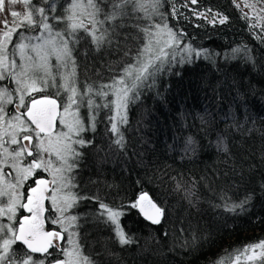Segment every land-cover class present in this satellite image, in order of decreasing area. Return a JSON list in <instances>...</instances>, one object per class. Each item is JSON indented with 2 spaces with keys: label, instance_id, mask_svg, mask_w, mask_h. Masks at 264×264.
Segmentation results:
<instances>
[{
  "label": "trees",
  "instance_id": "obj_1",
  "mask_svg": "<svg viewBox=\"0 0 264 264\" xmlns=\"http://www.w3.org/2000/svg\"><path fill=\"white\" fill-rule=\"evenodd\" d=\"M55 2L59 15L66 0ZM190 6L228 20L210 23ZM161 11L185 33L183 43L202 54L174 62L140 90L121 126L123 149L112 143L107 109L100 110L95 132L85 134L93 143L82 149L74 191L87 199L72 213L81 218V243L96 264H215L264 239V33L233 0H166ZM140 43L130 39L127 48L96 52L82 40L74 52L81 84L109 83ZM141 191L165 207L160 224L131 207ZM248 196L243 213L223 207ZM95 197L124 212L120 222L133 243L120 245L114 226L97 219Z\"/></svg>",
  "mask_w": 264,
  "mask_h": 264
},
{
  "label": "snow or ice",
  "instance_id": "obj_2",
  "mask_svg": "<svg viewBox=\"0 0 264 264\" xmlns=\"http://www.w3.org/2000/svg\"><path fill=\"white\" fill-rule=\"evenodd\" d=\"M165 2L66 0L57 15L55 0H0V264H96L81 243V218L72 213L87 199L74 191L82 149L93 143L85 134L95 132L100 110L107 109L112 113L109 130L116 137L112 143L123 149L121 126L128 123L129 105L140 98V90L154 85L174 62L202 54L183 43L182 30L169 25L161 11ZM245 6L257 20L251 27L264 32V0H245ZM171 15H178L174 3ZM194 15L206 18L203 12ZM216 15L210 22H216ZM227 20L221 15L219 23ZM130 39L142 43L109 83L81 84L74 52L82 40L101 52L127 48ZM94 199L99 201L97 219L114 226L119 244L133 243L120 222L124 212ZM250 199L223 207L243 213ZM131 207L153 224L165 217V207L145 191ZM215 264H264V239L233 249Z\"/></svg>",
  "mask_w": 264,
  "mask_h": 264
},
{
  "label": "rangeland",
  "instance_id": "obj_3",
  "mask_svg": "<svg viewBox=\"0 0 264 264\" xmlns=\"http://www.w3.org/2000/svg\"><path fill=\"white\" fill-rule=\"evenodd\" d=\"M233 2H234V4L236 6L239 5L238 8L241 10V12L243 14L244 13H247L248 14V16H249V19L248 20H249V22L251 24L257 23V20H256L255 16L253 15L252 10L250 8H248V7L245 6V0H233ZM248 2L249 3H252V2H254V0H248ZM258 7H259V5H258ZM16 8L18 10H23L22 9V6H20V5H17ZM191 8L193 9V7H191ZM208 10L209 9H204V10H202V9H193V12H196V13H201V12L206 13V18L205 17L198 16V15H195V16L201 17V18L205 19L206 21L210 22V21L213 20L214 14H218V13L215 12V11H208ZM220 16H221L220 14L219 15H216V17H215V21L216 22H219ZM2 19H4V16H0V20H2ZM8 19L11 20V17L9 16ZM210 23H213V22H210ZM257 28H259V27H257ZM11 108H10V110H11ZM82 112H86V110H82ZM29 184H32V181H30ZM48 227H49V229H51L52 227H56V226L48 225Z\"/></svg>",
  "mask_w": 264,
  "mask_h": 264
},
{
  "label": "water",
  "instance_id": "obj_4",
  "mask_svg": "<svg viewBox=\"0 0 264 264\" xmlns=\"http://www.w3.org/2000/svg\"><path fill=\"white\" fill-rule=\"evenodd\" d=\"M139 210V209H138ZM141 214V213H140ZM143 216V215H142Z\"/></svg>",
  "mask_w": 264,
  "mask_h": 264
}]
</instances>
